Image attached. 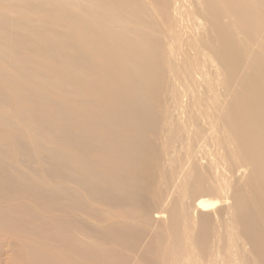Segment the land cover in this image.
Listing matches in <instances>:
<instances>
[{"label": "bare ground", "instance_id": "obj_1", "mask_svg": "<svg viewBox=\"0 0 264 264\" xmlns=\"http://www.w3.org/2000/svg\"><path fill=\"white\" fill-rule=\"evenodd\" d=\"M15 1L42 18L0 9V230L17 238L0 264H264V0H157L155 17L148 0H80L83 16ZM44 11L68 30L47 31ZM165 91L171 117L190 97L195 131L162 130L185 158L159 160ZM167 158L175 185L164 166L154 190Z\"/></svg>", "mask_w": 264, "mask_h": 264}, {"label": "rangeland", "instance_id": "obj_2", "mask_svg": "<svg viewBox=\"0 0 264 264\" xmlns=\"http://www.w3.org/2000/svg\"><path fill=\"white\" fill-rule=\"evenodd\" d=\"M14 2H12L11 0L10 1H5V2H0V9L1 10H3V11H5V12H7V14H8V16L10 17V18H12V19H14V18H19V16H21V13L22 14H24L25 16H27V17H33L34 19H41L42 18V16L38 13V12H36V9H34V11L35 12H33V11H26V12H23L22 10H21V8L19 7L20 6V2H16L15 0H13ZM98 2H100V3H102V1L103 0H97ZM139 1H141V0H139ZM150 1V2H149ZM137 3H139L138 1H136ZM17 3L19 4V6L17 5ZM190 2H188V4H189ZM33 4H36V2L35 3H33ZM83 4V1H80V0H65V7L67 8V9H69L71 12H73V13H75L76 15H78V16H83V15H85V14H83L82 12H81V9H80V7H81V5ZM147 5H148V7L149 8H151L150 7V5H152V8H153V15H154V17L161 11V9H160V7L158 6V3H157V0H148L147 1ZM49 6V5H48ZM48 6H45V8L46 9H48V8H50V7H48ZM109 7L111 8V4L109 5ZM145 7V6H144ZM152 8H151V10H152ZM145 9H146V7H145ZM45 12V14H46V11H44ZM169 12V11H168ZM46 16H47V22H49V23H47L46 25L48 26V27H46V30L48 31V30H52V29H50V28H53V24H55V23H58V25H56L55 26V29L56 28H59V30L60 31H66V30H68V27H69V25H67V24H59V22H57V21H55V20H53L51 17H49L47 14H46ZM87 16L89 17V14H87ZM148 17H149V19L151 20V22H152V25H153V18H152V15L149 13L148 14ZM76 18V17H75ZM142 21L145 23V18L144 17H142ZM124 22L126 23V20H124ZM146 24V23H145ZM160 25V24H159ZM166 25V26H165ZM50 27V28H49ZM115 27V26H114ZM114 27H112V28H114ZM169 25H167V23L166 24H162V26H161V31H162V33H160V35L161 36H163V39L165 40V43H167L168 42V40H169V36H168V33H169ZM8 29L9 30H11V32L10 33H12L13 31H14V29H12L11 27H8ZM144 29H145V31L147 32V34L149 35H151L152 37H157L158 35H159V32H157L156 31V29H155V27H154V25H153V27L151 26V25H148V24H146V26L144 25ZM189 30H191V31H189ZM189 31V32H188ZM192 34H191V33ZM187 33V34H186ZM186 33H182V39H183V42H182V45H183V47H184V50H185V48L187 49V50H185V51H187L188 52V56H189V59L191 60V61H193V60H195V59H198L197 58V56L195 57V55L191 52V53H189V50H191V47H190V45H192L193 44V38L194 37H196V35H195V33H194V30L193 29H191V28H188V30L186 31ZM163 34V35H162ZM187 35V36H186ZM189 35V36H188ZM88 36H90V37H94V33H89L88 34ZM138 37V35H135L134 36V38H137ZM191 37V38H190ZM192 41H190L189 39ZM189 40V41H188ZM133 41H136V39H133ZM188 41V42H187ZM187 42V43H186ZM191 42V43H190ZM190 43V44H189ZM189 44V45H188ZM192 51V50H191ZM194 52V51H193ZM200 59V58H199ZM1 82H3L2 80H0ZM214 87V86H213ZM202 88H204V86L202 87ZM216 89V92L218 93H224V89L222 88H220V86L218 87L217 85H216V87H215ZM100 98H101V95L99 96ZM171 98V96H170V93L169 92H167V91H165L164 93H163V103H162V107H161V109H162V111H161V118H160V121H159V124H158V128H160L159 129V135H158V138H157V142L156 143H158L157 145L159 146L158 148H159V160H160V156H163L164 155V150H166L167 149V151L168 152H170V158H176V157H178L179 156V154H180V157H182V158H185L186 157V149H182L181 148V150H178V152H175L174 153V151L173 150H169V148L172 146V143H169V145H165V140L167 141V138H168V136L166 135V134H168V133H162V130L163 131H167V129L169 128H171V124H175L177 121H179V120H181L180 121V123L182 124V125H185V126H187L188 127V129H189V132L191 133H193V131H195V127H194V123L192 122V120L191 119H189V118H187V121L186 122H184L183 120L185 119V113H187V111H186V109H187V107H188V105L190 104V97L189 96H187L185 99H184V101H183V106L185 107H182L181 108V110H177V111H175V112H173V115H172V117H171V115L169 114V112H168V110H169V107H170V99ZM103 99V98H102ZM108 98H105V99H103V100H107ZM109 100V99H108ZM166 101V102H165ZM186 101V102H185ZM189 101V102H188ZM185 103V104H184ZM165 105V106H164ZM169 105V106H168ZM202 108H205V106H202ZM168 109V110H167ZM206 109L207 108H205L204 110L206 111ZM185 110V111H184ZM181 111V112H180ZM167 112V113H166ZM212 113V112H211ZM176 115H177V117H176ZM166 117H167V119H166ZM163 118V119H162ZM184 118V119H183ZM172 120V121H171ZM164 121V122H163ZM166 122V123H165ZM163 123H164V125H163ZM168 127H167V126ZM164 128V129H163ZM161 135V136H160ZM162 135H164V136H162ZM179 140V139H178ZM178 142H180V141H178ZM175 144H179V143H175ZM162 146H164L163 147V149H162ZM225 147H226V151L227 152H229V149L227 148V146L225 145ZM224 147V148H225ZM214 149V148H213ZM171 151H173V152H171ZM184 151V152H183ZM213 152H212V154L213 153H215V157L217 158V160H222L223 162L224 161H227V163H225V167H227L228 166V164H230L231 163V161H230V159H228L229 157H228V155L227 154H225V152H224V150H222L221 148H219V147H216L214 150H212ZM182 153V154H181ZM175 154V155H174ZM220 155V158L218 157ZM168 157V156H167ZM167 161H166V163L168 164V162H169V164L167 165L166 163H164L163 164V167L161 166L160 167V169L158 168V166H156L155 168H154V170H153V175L156 177V183L154 182L153 183V186L154 187H152L154 190H157V191H159L160 189H161V184L159 183V182H161V181H159V178H160V180H161V177H159L160 175H161V173H163L164 171V173H165V175H167V179L169 180V184L171 185V183H170V178L173 176H175L174 174H172V172L173 173H175L174 171H172V169L173 168H175L176 167V164L174 163L173 164V162H170L169 161V158H167L166 159ZM205 161L206 160H204L203 161V165H201V166H203V168L205 169V167L207 166L206 164H207V161H206V163H205ZM230 161V162H229ZM172 163V164H171ZM164 166H165V170H164ZM170 167L172 168V169H170ZM162 168V169H161ZM159 169V170H158ZM164 170V171H163ZM170 170V171H169ZM228 169H226L225 171H227ZM161 173H160V172ZM163 171V172H162ZM169 171V172H168ZM203 171V173L205 172V170H202ZM207 171H208V169H207ZM157 172H159V173H157ZM221 173H222V171H221ZM171 174V175H170ZM210 174H211V172H210ZM226 176H227V180L230 178V175L227 173V174H225ZM215 176V177H214ZM214 176H212L213 177V179H216V175H214ZM220 178V177H219ZM218 178V183L216 184V182H215V184H213L214 185V187H215V194H216V196H217V198H216V200L215 201H218V205H219V209L220 208H223V207H228V206H230V204H231V201L230 200H228V199H225L224 197L226 196V195H229L230 193H231V191L229 190L228 191V189H227V185H229V183H231V179L230 180H228V182H227V180L226 179H224V177H221V179H219ZM159 181V182H158ZM208 183H210V182H208ZM157 185V186H156ZM175 184L174 183H172V185L170 186V187H172V186H174ZM157 187V188H156ZM226 192H225V191ZM222 197L224 198V199H222ZM221 198V199H220ZM106 211H108L109 212V209H105ZM211 212H214V210H212ZM112 213V212H111ZM113 213L114 214H118L119 213V211L118 210H113ZM226 217V214H223V215H221L220 216V218L221 219H224ZM111 218H112V216H111ZM220 218H218V220H220ZM221 221V220H220ZM223 221V220H222ZM223 225H225V223L223 222L222 223V228H220L221 230H219V232H220V234L222 235V236H225V230H227L226 228H225V226H223ZM227 228H228V226H226ZM224 228H225V230H224ZM148 230L150 231V232H154L155 231V229L154 228H148ZM26 238L27 239H34L33 238V235H26ZM17 240V238L12 234V233H10V232H5V231H3V230H0V245L2 244V243H4V242H6V241H11V240ZM227 240V239H226ZM228 244H229V242H226L225 241V245H226V247L228 246ZM44 247V249H47L45 246H43ZM101 248H114V246H112V245H106V246H103V247H101ZM226 248H224V251L226 252V250H225ZM8 250V248L6 249V247H5V245L1 248L0 247V261H3L5 258H6V251ZM158 257V256H157Z\"/></svg>", "mask_w": 264, "mask_h": 264}]
</instances>
